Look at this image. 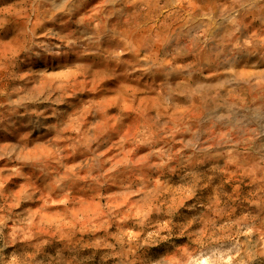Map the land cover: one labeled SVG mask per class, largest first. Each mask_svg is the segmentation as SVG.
I'll use <instances>...</instances> for the list:
<instances>
[{"label": "rangeland", "instance_id": "rangeland-1", "mask_svg": "<svg viewBox=\"0 0 264 264\" xmlns=\"http://www.w3.org/2000/svg\"><path fill=\"white\" fill-rule=\"evenodd\" d=\"M0 264H264V0H0Z\"/></svg>", "mask_w": 264, "mask_h": 264}]
</instances>
